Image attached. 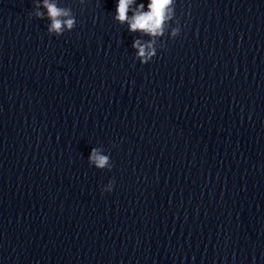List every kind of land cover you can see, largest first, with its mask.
I'll return each instance as SVG.
<instances>
[{"label":"clouds","instance_id":"9594fccd","mask_svg":"<svg viewBox=\"0 0 264 264\" xmlns=\"http://www.w3.org/2000/svg\"><path fill=\"white\" fill-rule=\"evenodd\" d=\"M80 3H84V0H80ZM33 7L32 16L41 20L47 18L49 21V36L59 37L77 26L72 9L60 6L58 0H34ZM114 20L121 25L127 23L129 32L149 37L148 40L135 39L132 44L136 49L135 60L141 65L148 64L157 57L158 39L164 38L166 34L174 39L181 33L179 20L175 19V0H148L147 10L145 4H137V0H118ZM173 22L175 26H172ZM88 163L99 170L110 171L113 167L110 156L98 147L92 148ZM114 185L115 180H110L101 188V193L111 192Z\"/></svg>","mask_w":264,"mask_h":264}]
</instances>
